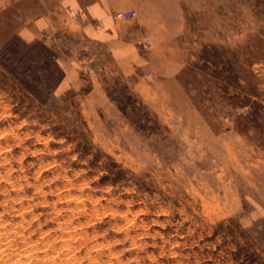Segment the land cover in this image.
Returning <instances> with one entry per match:
<instances>
[{
    "label": "rangeland",
    "instance_id": "1",
    "mask_svg": "<svg viewBox=\"0 0 264 264\" xmlns=\"http://www.w3.org/2000/svg\"><path fill=\"white\" fill-rule=\"evenodd\" d=\"M61 1L0 0V264H264V0H182L175 73L76 86Z\"/></svg>",
    "mask_w": 264,
    "mask_h": 264
},
{
    "label": "crops",
    "instance_id": "2",
    "mask_svg": "<svg viewBox=\"0 0 264 264\" xmlns=\"http://www.w3.org/2000/svg\"><path fill=\"white\" fill-rule=\"evenodd\" d=\"M130 9L137 10L135 17L114 19ZM185 18L182 0H62L57 11L36 20L35 36L45 31L47 44L68 49L58 60L70 85L81 83L85 63L97 74L110 67L122 76L152 72L162 78L182 64ZM70 21L76 31L70 30ZM144 39L151 40L147 49L138 45ZM71 40L76 49L69 46Z\"/></svg>",
    "mask_w": 264,
    "mask_h": 264
},
{
    "label": "built area",
    "instance_id": "3",
    "mask_svg": "<svg viewBox=\"0 0 264 264\" xmlns=\"http://www.w3.org/2000/svg\"><path fill=\"white\" fill-rule=\"evenodd\" d=\"M137 15L136 9H130L122 12H118L114 14V19H129L135 17ZM139 46L147 49L151 45L150 39H144L138 43Z\"/></svg>",
    "mask_w": 264,
    "mask_h": 264
},
{
    "label": "bare ground",
    "instance_id": "4",
    "mask_svg": "<svg viewBox=\"0 0 264 264\" xmlns=\"http://www.w3.org/2000/svg\"><path fill=\"white\" fill-rule=\"evenodd\" d=\"M25 212V211H24ZM16 235H18V234H16ZM17 238V237H16ZM3 241V240H2ZM1 242V241H0ZM30 244V243H29ZM32 244V243H31ZM34 244V243H33ZM26 245V244H25ZM28 245V244H27ZM6 246V247H5ZM9 246V243H7V242H3V243H0V249L2 250L1 252L2 253H0V255L1 254H3V255H8V257H10V259H14V257H15V255H19V257L23 254L22 253V251L21 252H18V253H14L13 251H10V250H8V249H6L7 247ZM3 247H5V248H3ZM25 247V246H24ZM41 251V250H40ZM39 252V251H38ZM29 255V254H28ZM57 255V254H56ZM72 255V254H71ZM6 256H5V258H6ZM7 257V258H8ZM18 257V258H19ZM24 257H25V255H24ZM6 258V259H7ZM18 258H16V259H18ZM22 258H20L19 260H21ZM1 260V259H0ZM56 260V259H55ZM30 261V260H29ZM34 261V260H33ZM67 262V261H66ZM23 263V262H22ZM28 264H29V262H28ZM39 264V263H38Z\"/></svg>",
    "mask_w": 264,
    "mask_h": 264
}]
</instances>
